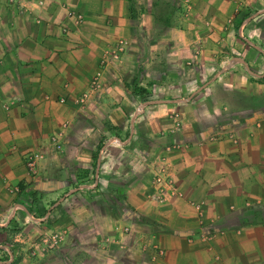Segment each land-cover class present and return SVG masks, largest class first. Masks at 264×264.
I'll use <instances>...</instances> for the list:
<instances>
[{
    "label": "crops",
    "instance_id": "0c3cea01",
    "mask_svg": "<svg viewBox=\"0 0 264 264\" xmlns=\"http://www.w3.org/2000/svg\"><path fill=\"white\" fill-rule=\"evenodd\" d=\"M41 1L0 0V264H264V0H191L186 21L168 0ZM118 38L127 47L80 106ZM163 158L184 198L158 204ZM15 227L64 236L18 253Z\"/></svg>",
    "mask_w": 264,
    "mask_h": 264
},
{
    "label": "built area",
    "instance_id": "2783aa9c",
    "mask_svg": "<svg viewBox=\"0 0 264 264\" xmlns=\"http://www.w3.org/2000/svg\"><path fill=\"white\" fill-rule=\"evenodd\" d=\"M39 5L42 4L41 0H37ZM65 18L68 19L74 26H79L81 24L82 18L81 15L72 11H68L65 14ZM62 32H66V28H61ZM123 46L121 42L116 45L115 48L111 50L104 51L103 58L100 59L99 67L94 71V73L91 75L86 90L83 91L77 98L76 102L82 106L86 100L88 95L93 92L94 90L98 89L100 86V79L101 74L104 66L106 65V59L105 57L111 56L112 58L116 59L119 57V55L122 53ZM196 51V50H195ZM176 115H173V123L171 130L179 126V120L175 118ZM58 136H52L51 140L54 145V147H58ZM39 158V155L36 152L30 153L26 156L25 164L27 166V169L33 173L36 170L37 166V160ZM161 162L158 165L157 168L153 169L152 176H151V196L153 200L158 203L162 204L165 202H168L171 199H183V193L179 190L174 178L172 171L168 164L164 163V158L160 159ZM16 189V188H15ZM197 212V214L201 215V204L195 203V202H188ZM115 229H118V227H115ZM123 231H127L126 227L121 228ZM121 230V231H122ZM62 239V234L58 231H52L50 233H46L42 238L40 239V243L43 245L45 249L51 250L55 248L58 243ZM151 249H153V252L150 256V261L153 262L155 260V257L158 255H161L162 250L157 248L156 245H152Z\"/></svg>",
    "mask_w": 264,
    "mask_h": 264
},
{
    "label": "rangeland",
    "instance_id": "374dc122",
    "mask_svg": "<svg viewBox=\"0 0 264 264\" xmlns=\"http://www.w3.org/2000/svg\"><path fill=\"white\" fill-rule=\"evenodd\" d=\"M21 1V0H20ZM6 2H8V3H18L19 2V0H6ZM25 2H28V1H22V3L24 4ZM29 2H31L32 4H34V6L35 5H39V3L37 2V0H29ZM165 4L166 5H171L172 6V8H176L177 10H178V14H177V18H178V20H181V21H186V20H188L191 16H192V11H193V6H192V2H191V0H168V1H166L165 2ZM64 16H65V14H66V12H67V10L68 11H72V12H75V13H78V14H80L81 15V18H82V21H81V24L83 23V21H84V15H83V12L82 11H80V10H78V9H75V8H73V7H68V6H64ZM233 14V13H232ZM232 14H230L227 18H226V21H225V23H226V25L227 24H230V22H231V20H232ZM70 23H72V22H70ZM80 24V25H81ZM79 25V26H80ZM205 25H209V24H207V23H205ZM119 42H121V44H122V46H123V50H122V52L125 50V48L127 47V45H128V43H127V40H126V38H118L112 45H110V46H108V47H106V48H104L105 50L104 51H107V50H111V49H113V48H115L116 47V45L117 44H119ZM103 51V52H104ZM197 52H198V50H197ZM197 52L196 51H194L193 52V55H195V54H197ZM66 127H67V121L65 120V121H63V122H61V124H60V126H59V128H58V130L55 132V133H53L51 136H50V138H49V143H50V145L54 148V150H56V151H59L60 149H61V137H62V135H63V133H64V130L66 129ZM58 136V143H59V146L58 147H54V145H53V143H52V140H51V137L52 136ZM33 152H36L38 155H39V158H38V160H37V166H36V170H35V172H33V173H31L28 169H27V166H26V164H25V161H26V156L28 155V154H30V153H33ZM41 157H42V154H41V152L38 150V149H36V150H29V151H26L23 155H22V167H23V171H24V179H26V180H28L29 181V179L31 180V178L32 177H34L36 174H37V170H38V163H39V160L41 159ZM26 184H27V182L26 183H19L18 185H14V187H11L10 189H7V191H8V193H10V194H12V195H17L19 192H21V191H24V189H25V186H26ZM16 188V189H15ZM63 199V198H62ZM172 200V199H171ZM171 200H169V201H171ZM62 201V200H61ZM168 201V202H169ZM60 203V202H59ZM166 203V202H165ZM190 205V204H189ZM56 206V205H55ZM47 217L48 218H54V216L56 215V213L55 212H52L53 211V208H54V206L52 205V204H50L49 206H47ZM55 213V214H54ZM54 214V215H53ZM30 223V220L29 221H27V223ZM19 230H21V228H13V229H11L9 232L12 234V236L14 235V237H15V239H14V237H13V239L14 240H12V237H10L8 240H10V242L9 243H11L12 245H14L15 247H17L16 249H18L19 251H18V253L20 252V247H26L27 246V248L26 249H22V250H26V251H29V253H30V255H33V251L35 250L34 249V247L36 246V247H40V248H43V249H45L44 247H42L43 245L40 243V239L42 238V236H44L46 233H50V232H52V231H50V232H48V231H43V232H41V233H39L38 231H37V234L36 235H34V236H30V237H26V236H23L21 233H19L20 231ZM116 230V229H115ZM53 231H58V232H60L61 234H62V239H63V236H64V232H63V230L62 229H57V230H53ZM61 239V240H62ZM6 240H7V238H6ZM31 240H33L32 242H31ZM61 242V241H60ZM59 242V243H60ZM58 243V244H59ZM152 245H156L157 246V248H159L160 250H162L157 244H155V243H152ZM45 250H48V249H45ZM152 252H153V249H152ZM152 254V253H151ZM151 254H150V256H151ZM163 254V251H162V253H161V255ZM35 255V254H34ZM161 255H158V256H156L155 257V259L156 258H159ZM150 256H149V259H150Z\"/></svg>",
    "mask_w": 264,
    "mask_h": 264
}]
</instances>
